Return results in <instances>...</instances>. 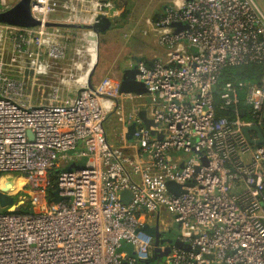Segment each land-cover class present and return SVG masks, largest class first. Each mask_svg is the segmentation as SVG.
Wrapping results in <instances>:
<instances>
[{"label": "built area", "instance_id": "built-area-1", "mask_svg": "<svg viewBox=\"0 0 264 264\" xmlns=\"http://www.w3.org/2000/svg\"><path fill=\"white\" fill-rule=\"evenodd\" d=\"M95 1V18L119 16L116 0ZM53 11L50 0H32L39 26L0 22V191L6 175L28 184L16 206L0 207V264H136L154 256L144 227L157 225L166 238L173 223L190 249L159 244L164 264H264V144L243 132L254 125L264 132V76L218 86L224 68L264 63L256 1L167 0L161 17L147 20L163 53L129 67L146 94L121 93L112 74L96 83L76 77L73 96L33 103L28 83L65 72L73 30L46 25L62 23ZM175 22L187 27L177 31ZM80 39L77 56L89 44ZM141 111L155 120L154 135ZM113 114L121 116L116 143L105 130ZM83 158L86 167L65 168ZM170 180L182 186L179 194ZM125 244L132 253L119 250Z\"/></svg>", "mask_w": 264, "mask_h": 264}, {"label": "rangeland", "instance_id": "rangeland-1", "mask_svg": "<svg viewBox=\"0 0 264 264\" xmlns=\"http://www.w3.org/2000/svg\"><path fill=\"white\" fill-rule=\"evenodd\" d=\"M17 1L19 0H2L3 8H9L13 6ZM255 1L264 12V0ZM50 2L51 7L55 8V11L50 14L51 18L58 19V21L62 22L65 21L66 23L71 24L73 27H67L66 29H71L73 30V32L70 33V39H66V41L64 42L66 45L67 54H65V57L62 60V65L65 69V72L62 73L60 71L61 73L59 76H48L47 73H41L37 76L38 80H36V84H27L25 92L26 94L31 95V100L33 101V103L44 102L45 100H47L51 96L53 97L56 94H58L62 98H67L77 93V90L73 87V79L76 77H80V72L75 70L74 66L76 62L80 60L79 56L76 55V51L77 48H80L82 46L83 41H81L80 37L83 38V30L92 29V26L95 23V20L92 24L87 25L73 22L75 18L83 17L85 15H91L93 13V7L96 3L95 0H50ZM119 2L122 4L120 14L119 16L112 18L111 27H114L115 30H111L110 33H98V57L97 63L89 76L91 81L94 80L97 82L95 78L105 76L109 69L119 68L118 66L116 68V65H119V59L124 55L126 51L131 48V44H133L132 47L138 48L141 46H147L151 41L154 47L153 40H156V35L154 34L155 31L143 34V30L147 28V20H156L163 14L165 5L167 4V0H119ZM119 2L118 5L121 6ZM130 35L133 36L131 37L132 43L125 47L121 42V44L119 43V39L121 37L125 38ZM76 37H79L78 42L75 40ZM106 41L107 44H105ZM101 45L105 47L107 45L109 55L115 57V59L110 63V67L108 69L106 68L107 70L102 66L100 49L103 46ZM10 46V43H7L8 49H10ZM104 71L106 73H104ZM68 82L70 83L67 84ZM51 87H53L52 90ZM54 88H58V90L56 91ZM130 105L131 102L126 101L125 110H128ZM120 123L121 116L117 114L111 115L105 122V130L107 132L109 141H111L112 143H116L115 139L120 131L118 128V126L121 127ZM87 161V158H83L79 162L74 161L71 164H68L65 168L73 169L76 167H86L88 164ZM62 169L64 168H60V170ZM19 195L20 192L15 195V202L18 200ZM161 219L162 221H168L167 215L162 216ZM151 223H153V221H151ZM172 226L173 231H176L177 228H180L179 224L173 223ZM119 250L128 251L130 253L133 252L128 246H122L119 248ZM163 261L164 258L160 261L159 264H164ZM137 263L148 264L146 260H138Z\"/></svg>", "mask_w": 264, "mask_h": 264}, {"label": "water", "instance_id": "water-1", "mask_svg": "<svg viewBox=\"0 0 264 264\" xmlns=\"http://www.w3.org/2000/svg\"><path fill=\"white\" fill-rule=\"evenodd\" d=\"M106 0L100 1L99 5L100 7L103 6ZM31 4L32 0H19L17 1L13 6L9 8H3V2L0 0V22L2 23H8L12 25H17V26H23V27H34V26H39L41 24V21L36 19L32 13H31ZM46 25L48 26H66L67 24L65 23H52L48 22ZM112 25V20L106 16H103L99 14L95 18V23L92 26V30L94 32L101 33L106 30H108ZM172 26H175L178 28L177 31L186 28L187 26L185 24L181 23H173ZM192 50L196 51L198 49L197 46H192ZM139 73L137 68H127L123 71L122 77H121V85H120V92L121 93H130V94H137V95H143L146 94L148 89L143 81H139L136 79L137 74ZM91 82V81H90ZM140 118L143 120L145 126L151 131V134H155V127H156V122L155 120L148 118L146 111H141L139 113ZM135 131V123H132L131 125L128 126V131L126 134V138L129 141H132L133 139V133ZM243 132L247 139L250 141L252 144H257V145H263L264 144V132L259 126H245L243 128ZM251 132H255L256 137L254 138L251 134ZM206 159V158H205ZM6 179V180H4ZM8 179H12L13 183L12 186L14 185V182L16 181V176L15 175H6L2 177L1 180V191H0V207H6V206H12L14 207V197L9 195L7 192H10L12 188L7 187L5 188L3 183L7 184L9 182ZM4 180V182H3ZM167 187L171 192H174L176 194H179L182 191V186L175 183L174 181H168L167 182ZM53 198L52 201L54 202H59L62 198L59 197L58 191L55 190L53 191ZM132 193L128 189H124L120 193V199L128 203L129 200L131 199ZM144 231L152 236L154 238V260L156 264L160 263V258H162L166 252H163V250L159 247V244L162 245H173L178 248H183V249H190V246L180 240L177 235L174 232H170L168 237L166 238H161V232L159 231V228L157 225L151 226V225H146L144 227ZM124 246H128L130 250H132V246L129 244H125ZM151 260H147V263L150 262ZM130 264V263H127Z\"/></svg>", "mask_w": 264, "mask_h": 264}, {"label": "crops", "instance_id": "crops-1", "mask_svg": "<svg viewBox=\"0 0 264 264\" xmlns=\"http://www.w3.org/2000/svg\"><path fill=\"white\" fill-rule=\"evenodd\" d=\"M93 12H94V10H93ZM64 22H62V23H64ZM146 23H147L146 24L147 28L143 30V34H146L148 32L149 33L152 32L151 26L148 23V21ZM65 24H67V25L63 26V27L62 26H58V27H61L63 29H66L67 27L68 28L73 27L71 24H68L66 22H65ZM111 30L114 31L115 30L114 27L113 28L110 27V29L108 31L106 30V31L101 32V33H110ZM154 34H155V32H154ZM131 37H133V36L130 35V36H127L125 38L121 37L119 39V43L121 42L123 44V46L125 47V46L129 45L130 43H132L131 42V39H132ZM153 43H154V47H153V44L150 41L147 46H144V47L141 46V47H138V48L137 47H132L133 44H131V48L128 51H126L124 53V55L119 59L120 60L119 65H116V68H117V66L119 68H117V69L111 68V69H109L107 71V73L104 71V73H106L105 76L113 74V75H117V77L121 78L123 71L125 69L131 67V66H134L135 63L138 62L139 60H144V61H148V62L152 61L156 54H161V53H163V50H164L163 48H161L157 44L156 40H153ZM105 44H107V41L105 42ZM101 46H103V45H101ZM100 54H101V57H102V59H101L102 60V66L104 67V69H106V68L108 69L110 67V63L115 59V57L109 55L107 45H106V47L103 46L100 49ZM105 76H103V77H105ZM103 77L95 78V79L97 80V82H99ZM94 82L96 83V81H94ZM251 134H252V136H254L256 133L255 132H251ZM113 138H115V137H113ZM119 138H120V136L118 134V136L115 139L116 140L115 142H117L119 140Z\"/></svg>", "mask_w": 264, "mask_h": 264}, {"label": "bare ground", "instance_id": "bare-ground-1", "mask_svg": "<svg viewBox=\"0 0 264 264\" xmlns=\"http://www.w3.org/2000/svg\"><path fill=\"white\" fill-rule=\"evenodd\" d=\"M94 12L91 15H85L83 17L75 18L73 22L82 23V24H92L94 22L95 16L98 13V8L93 7ZM76 32V31H75ZM83 38L89 41V44L87 46V52L83 54V51L81 50L79 52V58L80 60L76 62L75 70L80 72V81L82 83H85L86 80L89 78L92 70L94 69L96 63H97V57H98V34L94 32L92 29L83 30L82 33ZM78 42V41H77ZM83 54V55H82ZM83 56V57H82ZM69 84V83H67ZM6 180V179H4ZM3 180V182H4ZM9 183L5 184L3 183L4 187H10L12 186L13 180L8 179ZM11 185V186H10ZM28 184L27 180L23 176H18L16 178V181L14 182V185L12 186L11 192L12 194H16L19 190H26ZM16 206V205H15Z\"/></svg>", "mask_w": 264, "mask_h": 264}, {"label": "trees", "instance_id": "trees-1", "mask_svg": "<svg viewBox=\"0 0 264 264\" xmlns=\"http://www.w3.org/2000/svg\"><path fill=\"white\" fill-rule=\"evenodd\" d=\"M118 2L119 0H116L117 4ZM120 7L122 9V4ZM160 17L161 16H159L158 18ZM263 76H264V63H249V64H242V65H237V66H230V67L224 68L223 71L221 72L219 76L218 86H221V84L231 79H241L244 81L258 82ZM219 113L222 115L226 114V112H219ZM53 178L55 179V177ZM53 183L56 186L55 180ZM24 209L27 210L28 207L26 206L24 207ZM163 258L164 257L160 258V261ZM148 264H156L154 258H152L151 261L148 262Z\"/></svg>", "mask_w": 264, "mask_h": 264}]
</instances>
